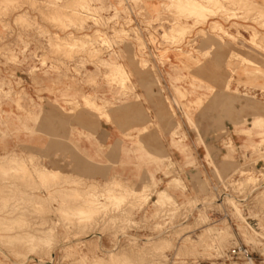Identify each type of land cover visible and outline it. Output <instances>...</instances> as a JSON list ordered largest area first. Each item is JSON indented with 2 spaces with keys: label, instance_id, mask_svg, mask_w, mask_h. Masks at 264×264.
I'll use <instances>...</instances> for the list:
<instances>
[{
  "label": "rangeland",
  "instance_id": "rangeland-1",
  "mask_svg": "<svg viewBox=\"0 0 264 264\" xmlns=\"http://www.w3.org/2000/svg\"><path fill=\"white\" fill-rule=\"evenodd\" d=\"M0 264H264V0H0Z\"/></svg>",
  "mask_w": 264,
  "mask_h": 264
},
{
  "label": "bare ground",
  "instance_id": "bare-ground-1",
  "mask_svg": "<svg viewBox=\"0 0 264 264\" xmlns=\"http://www.w3.org/2000/svg\"><path fill=\"white\" fill-rule=\"evenodd\" d=\"M216 1V0H215ZM189 2V1H188ZM193 2V1H192ZM213 2V1H212ZM173 3V2H172ZM181 3H183V2H181ZM234 3V2H233ZM185 4V3H184ZM191 4H193V3H191ZM180 5V4H179ZM194 5V4H193ZM212 5V4H211ZM229 5V4H228ZM191 6V5H190ZM190 6H189V8H190ZM178 7V6H177ZM183 7V6H182ZM224 7V6H223ZM192 8V7H191ZM229 11V10H228ZM186 14V13H185ZM252 15V14H251ZM248 16H250V15H248ZM254 22V21H253ZM120 30V29H119ZM95 39V38H94ZM226 52V51H225ZM225 54V53H224ZM113 72V71H112ZM227 200L226 201H229L232 205H234L235 207L238 205V203H236V202H233V201H231V200H228V198H226ZM240 202V201H239ZM207 203V202H206ZM214 204V203H213ZM230 204V205H231ZM203 205V204H202ZM200 208V207H199ZM197 209V208H196ZM239 210V209H238ZM237 211V210H236ZM238 212V211H237ZM240 213V212H239ZM187 220V219H186ZM201 242V241H200ZM198 243V242H197ZM217 244V243H216ZM216 244H214V245H216ZM249 244H250V246H255L256 245V242H255V240L254 239H251L250 240V242H249ZM29 259V258H28Z\"/></svg>",
  "mask_w": 264,
  "mask_h": 264
}]
</instances>
